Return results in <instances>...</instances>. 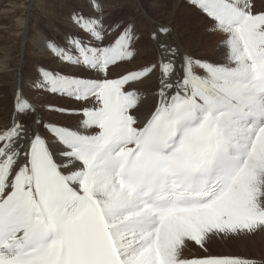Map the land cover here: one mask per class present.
I'll return each mask as SVG.
<instances>
[{
	"label": "snow or ice",
	"instance_id": "6c2138e0",
	"mask_svg": "<svg viewBox=\"0 0 264 264\" xmlns=\"http://www.w3.org/2000/svg\"><path fill=\"white\" fill-rule=\"evenodd\" d=\"M188 4L222 34V61L160 41L163 28L155 61L114 74L138 55L134 26L80 12L38 42L55 66L40 65L33 84L70 103L14 93L0 127V264H264L184 255L187 242L264 232V8ZM154 76L141 115L138 85ZM56 113L79 116L77 127Z\"/></svg>",
	"mask_w": 264,
	"mask_h": 264
},
{
	"label": "rangeland",
	"instance_id": "374dc122",
	"mask_svg": "<svg viewBox=\"0 0 264 264\" xmlns=\"http://www.w3.org/2000/svg\"><path fill=\"white\" fill-rule=\"evenodd\" d=\"M27 1L29 5L32 6L31 16L33 19L31 23L32 24L31 32H30L31 34L29 33L28 38H27V44L23 48V50L25 51L21 49V52L19 53L18 48H17V52H18L17 54L19 56L16 55V60L14 61V62H20L22 65L20 69V73L23 77V86L21 88L27 95H30L29 92L33 90L34 93H36V97L45 96L44 101H43L44 103L40 102L41 105L42 104L46 105L50 103L56 107L67 106L70 103V101L67 98L41 93L36 89L35 85L33 84V80L37 77V74H38L37 69L40 65L48 64L49 66L53 65L52 67L55 66L54 60H52L50 57L40 54L41 52L38 48L37 42L49 36H56V37H60V35L62 36L66 31H69L72 29L73 25H72L71 17L74 12H80L85 15H93L94 13L98 14V10H102V7H101L102 4L104 3L107 4V0H90V1L89 0L87 1L86 0L84 1L83 0H73L74 3L77 2V4L73 5L74 3L70 2V4L67 6L65 5L68 4L66 2L68 0H44V1L43 0H38V1L37 0H27ZM152 1L153 0H114L113 3H109L110 1L108 2V4L112 6L116 5V12L113 13L112 15H108V17L103 18L106 21L105 23L106 28L108 27V24H122V25L131 24L134 26L135 35L137 38L135 42V48H136L138 55L136 56L137 58H135L134 61L132 62H139L140 64L143 62H146L148 64L151 61H155L157 57L159 56V51H158L159 49L156 47V41L153 40L154 31L152 29V21H153L152 18L156 16L152 12V5H151ZM262 1L264 2V0H255V4L256 3L261 4L263 3ZM160 3L162 7L165 8V9L161 8V12L156 17L160 22V26H165V28H169L170 26V29H171L170 32H172V30L176 27L178 34L182 35L183 32L181 31V28L187 27L185 17L183 16L184 13L181 14L180 11L179 12L177 11L178 14L172 19L169 18L168 15L171 10H174L176 8L180 10V8H182L184 5L186 6L189 5L188 0H161ZM82 5L84 7H82ZM94 5L99 6L98 9L94 7ZM94 9L96 10L95 12H94ZM192 11L193 13L191 14V17L193 19H191L190 22L192 21L193 23L190 25L191 26L190 29L185 30L187 35L190 30L193 35L201 34L202 38L200 39L199 44L202 45V41L206 40L208 36L211 34L213 37H215L216 42L219 41L218 45H222L221 43L223 40L222 34L212 31V28H211L212 24H211L210 19L202 14V16L207 20L206 22L207 26L203 27L205 29V32H204V30L199 27L200 25L195 24L196 16L194 15V9H192ZM199 17L200 15H198V18ZM164 21L167 22V24ZM109 35H111V31L109 32ZM187 35H184V36H187ZM142 38H144L145 40H142ZM174 45H179L177 40H175ZM186 45L191 46L190 47L191 49L189 48V50L191 52H194V54H192L194 55V57H197V58L206 57L204 56L205 53L200 54L202 50L200 49L201 46L199 45L193 46L192 43H188V42H186ZM148 53H150L151 55L154 53V56L152 57ZM1 54H2V50L0 51V55ZM21 54L23 57L21 56ZM208 56L209 55H207V58ZM152 58H155V59L153 60ZM116 70L117 68L113 70L114 74L117 73ZM10 76H11V72H8V71L0 72V90H1L0 98L1 99L5 98L2 102H0V116H2L0 117V121L4 119L6 116L10 118V117H13L14 115V106H13L14 93L18 88L17 87L15 88L13 86L12 77ZM50 118L54 121H58L59 123H61L62 125H65L66 127H70V124L75 123L77 119L79 118V116L75 117L74 115H65V114L56 113V114L51 115ZM2 126L3 125H0V127ZM224 237L225 236H221V235L213 236L211 239L206 241L204 247H201L195 242H187V247L185 248L186 250H184V253L190 256L188 258H191V256L200 257V256L208 255V254L226 255L225 252L229 249L230 250L229 252H231L232 254H238L239 256H242L243 253L241 252L240 248L235 244H231V242L229 241L230 238H227V237L224 238ZM215 239H223L226 242H229V245H228L229 248L226 249L225 246H222L219 244L218 241H221V240H215ZM216 241H217V244H216ZM253 250L255 249H252V250L248 249V251H250L249 253H251V251ZM257 250L262 252V250L259 248H257ZM251 255L254 256L255 254L251 253Z\"/></svg>",
	"mask_w": 264,
	"mask_h": 264
},
{
	"label": "bare ground",
	"instance_id": "6f19581e",
	"mask_svg": "<svg viewBox=\"0 0 264 264\" xmlns=\"http://www.w3.org/2000/svg\"><path fill=\"white\" fill-rule=\"evenodd\" d=\"M66 2L68 4H66L65 6L69 5L70 2L74 3L73 0H68ZM108 2L109 3H113L114 0H107V4H105V3L102 4V6H101L102 10H98V15L102 16L103 18L108 17V15H112L113 13L116 12V5L112 6V5L108 4ZM160 2H161V0H153L152 3H151L152 12H153V14L156 17L161 12V8L165 9L164 7H162ZM76 4H77V2L74 3L73 5H76ZM141 5H142V3H141ZM82 7H84V6L82 5ZM256 7H257V9L264 8V2L261 3V4L256 3ZM31 8H32V6L29 5L27 0H0V45H1L0 51L2 50V54L0 55V72L1 71H3V72H7V71L11 72V76L10 77H12V83H13V86L15 88L16 87L17 88H21L23 86V77H22V75L20 73V69H21L22 65H21L20 62H14V61L16 60V55H18L17 53L18 52L20 53L21 49L23 50L24 46H26L28 35L31 32V25H32L31 23H32V19H33L32 16H31ZM192 9H194V8L189 6V5H187V6L184 5L182 8H180V10H178L177 8L174 9V10H171L169 12V15H168V17L172 19L173 17H175L178 14L179 11H180L181 14L184 13L183 16L185 17V21L187 23V27L181 28V31L183 32L184 35H187L185 30L186 29H190L191 28L190 25L193 23L192 21L190 22V20L193 19L191 17V14L193 13ZM95 11L96 10L94 9V12ZM146 11H147V9H146ZM93 15H97V14L94 13ZM194 15L196 16L195 24L196 25H200L199 27L201 29H203L204 32H205V29L203 27L207 26L206 25L207 20L196 9H194ZM198 15H200L199 18H198ZM156 17L152 18L153 19V21H152V29H153L154 32H158L159 30L165 28V26H160V22H159V20ZM164 22H163V24H164ZM165 23L167 24V22H165ZM33 24H34V22H33ZM169 28H170V26H169ZM183 34L182 35L178 34L177 28L175 27L172 30V32H169L168 34L161 33L160 36H159V40L162 41V42H167L169 44H173V45H174L175 40H177V42L181 46V50L184 51V52H187L189 54L191 53V55L194 54V52H191L189 50V48L191 47L189 45H191V44L186 45V42L192 43L193 46L194 45H199V46H201L200 49H202L200 54L205 53V55H204V56H206L205 58H207V55H209L208 58H207L209 60H212V61H222L223 60V58H224L223 45H218L219 41L216 42L215 37H213L211 34L208 36V38L206 40L202 41V45L199 44L200 39L202 38L201 34H194L193 35L191 30L188 32L187 36H184ZM142 40H145V39L142 38ZM153 40H154V38H153ZM173 40H174V42H173ZM216 44H217V46H216ZM17 48H18V52H17ZM23 51H25V50H23ZM156 51H157V49H156ZM148 54H150V53H148ZM21 56H22V54H21ZM151 56L153 57L154 53ZM143 58H144V56H143ZM152 59L154 60L155 58H152ZM149 61H150V59H149ZM146 64H147L146 62H143L141 64L139 62H131V63L122 64L119 68H117L116 72L120 73V72H123L124 69H134V68H136L138 66L146 65ZM7 80H9V79H7ZM157 85H158V76H154L150 80H145V81H143V83L138 85L139 90H141L143 92V96H144V107L141 108V115L145 114L147 112V110L152 106L153 99H154V92L156 90ZM29 94L30 95H28V96L30 98H32L33 100L39 101V103L40 102L44 103L43 101H44L45 96H40V97L37 96L38 97L37 98L36 97V93H34L33 90H31L29 92ZM4 99L0 98V102H2ZM0 117H2V116H0ZM13 117H14V115H13ZM13 117L8 118L6 116L4 119H2L0 121V125L4 126V125H7V124H10L12 119H13ZM79 120H80V117L77 119V121L75 123H71L70 124V128L75 129L77 127L78 123H79ZM63 126H65V125H63ZM227 238H229V237H227ZM215 240H221V241H218L219 244L222 245V246H225L226 249L229 248L228 247L229 242H226L223 239H215ZM229 241L231 242V244H235V245H237L240 248L241 252L243 253L242 256H244V257L255 258L257 260H259L262 257H264V232H259V233L255 234V235H252V236H249V237H246V238H230ZM216 244H217V241H216ZM257 248L261 249L262 252L257 250ZM248 249H251V250L255 249V250L251 251V253H254L255 255L252 256L251 253H249L250 251H248ZM229 251L230 250L228 249L225 252L226 255H228V254L238 255V254H232ZM186 252H188V251H186ZM184 255L187 258L190 257V256L186 255V253H184ZM191 258H193V257L191 256Z\"/></svg>",
	"mask_w": 264,
	"mask_h": 264
}]
</instances>
